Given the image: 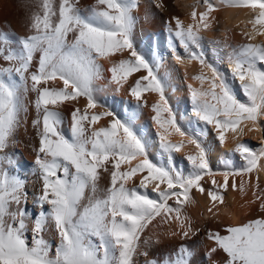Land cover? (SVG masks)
Here are the masks:
<instances>
[{
    "label": "snow or ice",
    "instance_id": "6c2138e0",
    "mask_svg": "<svg viewBox=\"0 0 264 264\" xmlns=\"http://www.w3.org/2000/svg\"><path fill=\"white\" fill-rule=\"evenodd\" d=\"M221 6L254 13L247 22L250 31L242 33L248 43L208 42L216 62L227 63V71L207 58L201 36L212 27L213 13ZM37 7L27 17L26 35L0 30V264H138V257H143V264H204L220 254L222 259L212 264H264V189L258 177L250 203L258 202L261 215L222 231L209 230L206 239L213 246L204 260L198 259L196 244L184 242L199 234L184 211L193 203V190L206 193L212 213L225 203L223 193L229 187L247 195L251 174L262 168L264 138L258 148L237 142L228 156L238 155L244 164L240 168L229 164L223 171L211 167L205 141L210 132L221 146L228 133L239 140L245 130L264 132V44L251 43L264 36V0H203L193 6L187 25L177 16L164 22L167 48L176 63L195 61L200 66L199 74L191 77L199 87L187 84L194 121L171 102L169 73L159 74L163 58L149 59L137 45V0H94L86 8L80 0H39ZM154 7L164 9V0H154ZM197 7L204 11L197 12ZM159 46L154 42V48ZM125 53L126 58L113 61L110 78L98 87L97 82L106 79L98 61ZM134 74L139 75L129 83ZM56 81L62 87L49 86ZM126 84L135 103L124 101L123 115L98 99V93L109 90L119 94ZM29 93L36 94L31 127L38 138L32 175L41 182L40 190L31 194L32 209L22 165L16 153L7 151L26 123ZM146 93L158 99L149 105ZM81 97L86 105L71 110L65 131L60 108ZM97 108L103 110L90 112ZM145 108L152 113L155 141L136 127ZM185 119L196 125V131L184 126ZM101 120L106 123L97 127ZM172 136L180 141L172 142ZM187 145L195 152L185 154L191 168L186 175L177 168L174 153ZM155 147L166 157V165L151 158ZM104 173L109 185L100 189ZM137 176L138 184L128 187ZM216 176L223 182L218 183ZM205 177L212 178L213 187H203ZM236 177L249 180L241 179L237 185ZM158 217L163 224L175 223L178 230L166 235L182 241L170 256L161 258L149 252L160 243L159 236L142 240ZM46 234L55 235V246Z\"/></svg>",
    "mask_w": 264,
    "mask_h": 264
},
{
    "label": "bare ground",
    "instance_id": "6f19581e",
    "mask_svg": "<svg viewBox=\"0 0 264 264\" xmlns=\"http://www.w3.org/2000/svg\"><path fill=\"white\" fill-rule=\"evenodd\" d=\"M203 0H164L165 8L157 9L154 7V0H137L138 8L134 12L137 18V25L135 29V37L138 47L145 53L146 57L152 59L154 56L162 57V63L160 67L159 74L164 76L165 73H169L168 84L169 90L168 95L171 98V102L174 107L178 108L179 112L185 117L195 120L191 116V105L188 101V91L187 84H193V87H199L198 82H195L191 77L198 75L200 72V66L195 61L192 64L178 65L175 59L172 57L170 51L166 44V33L164 32V22L171 19L173 16L179 17L185 25L191 22L190 13L193 10V6L202 4ZM216 2V0H213ZM39 0H0V30L12 32L17 36H23L27 34V17L30 13L38 11ZM94 0H80V6L86 8L91 6ZM197 12L204 11L202 7L196 8ZM254 16L249 9L244 8H230L226 6H221L218 11L213 13L212 27L206 31L201 32V36L204 38V45L207 53V58L210 62L217 63L213 55L212 46L208 43L209 41H225L232 45H239L248 43L247 38L242 34L250 31L251 25L247 22ZM159 42V48H154V42ZM255 44H264V36H257L255 40L251 41ZM178 50L183 53V49L178 48ZM127 53L121 55L117 54L115 57H111L108 60L102 62L98 61L104 68L105 80L97 82L98 87H103L106 83L107 78H110L111 73L108 69L112 66L113 61H118L121 58H126ZM217 67L221 70L227 71V63H217ZM175 69V71H172ZM207 72V69H205ZM185 73H187V79L185 78ZM139 74H134L129 77V83L135 79ZM210 75V73H209ZM50 87H62V82L56 81L55 84L49 85ZM236 87H238V82H236ZM115 86H113L114 88ZM35 93H29L26 98V103L28 104V114L24 118L26 123L19 129L16 134L17 143L14 146H10L7 150L9 153H16V158L22 165V176L27 181V191L30 193V199L28 201V208L32 209L34 207L31 199V194L38 192L41 188V182L38 176L32 175L35 170L34 158L35 152L34 148L38 147V138L35 135V130L31 127V121L35 118V109L32 107V101L35 99ZM145 98L147 99L149 105L154 103L158 97L153 93H146ZM98 99L101 103H106V106L113 108L115 111L123 115L124 113V101H128L129 104H134L135 102L127 95V84L125 88L121 90L119 94H114L112 90L107 92L98 93ZM243 99V97H242ZM86 105V101L81 97L78 101H73L66 103L61 106L60 111H62L65 117L64 128L67 131L68 124L70 123V112L75 107H80L83 109ZM103 109L97 108L91 111L99 112ZM152 113L150 108H145L143 112L137 119L136 124L148 131L152 137L153 141L156 140L155 137V127L151 122ZM105 120H101L100 124L104 125ZM184 126L191 127L193 131H196V125L189 124V119L182 121ZM264 125V120L261 121ZM264 138V132H247L245 130V135L239 137V140L232 133L227 134L226 143L221 146L219 142L215 139V133L210 132V135L206 138V146L210 148V161L211 167L215 171H223L230 164L233 168H240L243 166L244 162L239 158L238 155L228 156V153L234 149L237 142H248L251 146L259 147L261 139ZM172 142L176 143L180 141V137L172 136L170 137ZM195 148L192 145H187L180 152L174 153L175 163L178 169H182L187 175L191 168L185 159V154L194 153ZM151 158L156 163L167 164L166 157H161L159 155L158 147H155ZM135 163V161H134ZM262 168L257 172L251 174V183L247 184V195L241 194L238 190L233 191L229 187L228 191L223 193L225 196V203L218 204L213 212L210 213L208 208L211 206V201L207 198L206 193L201 195L199 192L193 190L192 198L193 203L185 206V214H187L193 225L199 230L198 236L192 241H184L185 243L196 244L198 249V259L204 260V254L207 249L212 245V242L206 239V233L209 230L212 231H222L227 225H236L246 222L249 218L261 215L258 210V202L256 204H251L250 201L253 199L252 191L253 185L258 183L261 189H264V161H261ZM20 171V170H18ZM140 176L134 177L133 181H130L128 187H132L138 184ZM216 181L218 183L223 182L222 176H216ZM237 185L243 179L248 182L249 177H236ZM212 178L206 177L202 183L205 189L213 187L211 183ZM231 184V178L229 181ZM109 185V177L106 173L102 174L99 181L100 189H105ZM163 187V185H162ZM149 192H151V187H149ZM90 193H86L89 195ZM155 196V193H152ZM174 201H169L172 204ZM47 207V206H46ZM178 230L175 223L163 224L161 218L154 220L146 229L142 235V240L148 237L159 236L160 243L153 244L149 248L150 255L156 258L170 256L172 250L177 248L182 241L179 237L169 239L166 235L167 232ZM30 235V234H29ZM46 239L55 246L57 238L54 234H46ZM222 259V254L214 255L212 260H204V264H212V261L219 262ZM138 264H143V257L137 258Z\"/></svg>",
    "mask_w": 264,
    "mask_h": 264
},
{
    "label": "rangeland",
    "instance_id": "374dc122",
    "mask_svg": "<svg viewBox=\"0 0 264 264\" xmlns=\"http://www.w3.org/2000/svg\"><path fill=\"white\" fill-rule=\"evenodd\" d=\"M205 178H206V177H205ZM205 178H204V179H205ZM203 181H204V180H203ZM203 181H201V182H203Z\"/></svg>",
    "mask_w": 264,
    "mask_h": 264
}]
</instances>
